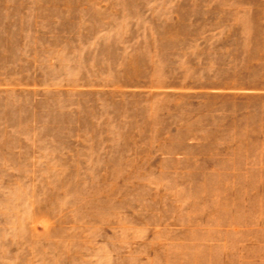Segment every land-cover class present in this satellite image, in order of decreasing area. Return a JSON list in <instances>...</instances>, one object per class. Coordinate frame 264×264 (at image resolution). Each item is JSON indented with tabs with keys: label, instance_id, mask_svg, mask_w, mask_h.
<instances>
[{
	"label": "rangeland",
	"instance_id": "obj_1",
	"mask_svg": "<svg viewBox=\"0 0 264 264\" xmlns=\"http://www.w3.org/2000/svg\"><path fill=\"white\" fill-rule=\"evenodd\" d=\"M0 264H264V0H0Z\"/></svg>",
	"mask_w": 264,
	"mask_h": 264
}]
</instances>
